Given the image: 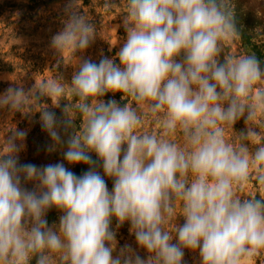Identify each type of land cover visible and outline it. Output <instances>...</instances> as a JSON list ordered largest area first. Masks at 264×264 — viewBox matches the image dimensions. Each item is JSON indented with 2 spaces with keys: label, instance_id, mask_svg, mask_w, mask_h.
Returning a JSON list of instances; mask_svg holds the SVG:
<instances>
[{
  "label": "clouds",
  "instance_id": "1",
  "mask_svg": "<svg viewBox=\"0 0 264 264\" xmlns=\"http://www.w3.org/2000/svg\"><path fill=\"white\" fill-rule=\"evenodd\" d=\"M123 7L119 63L77 56L96 28L69 5L51 47L57 69H76L70 82L53 72L27 91L10 86L0 95V109L40 112L48 152L66 143L64 160L89 165L78 177L63 163L19 164L27 133L3 132L0 264H183L185 250L198 252L200 264H264V68L254 52L230 51L242 41L234 0H125ZM108 93L127 102H105ZM45 99L57 108L64 102L63 119ZM89 153L113 180L111 191ZM249 184L256 191L245 196ZM52 208L62 215L50 227ZM113 219L117 229L130 225L146 259L130 246L113 256Z\"/></svg>",
  "mask_w": 264,
  "mask_h": 264
},
{
  "label": "rangeland",
  "instance_id": "2",
  "mask_svg": "<svg viewBox=\"0 0 264 264\" xmlns=\"http://www.w3.org/2000/svg\"><path fill=\"white\" fill-rule=\"evenodd\" d=\"M105 2L112 5L105 7ZM125 0H0V95L11 87H23L26 91L35 84V79L41 81L51 78L54 73L61 74L66 81L71 80L73 66L55 65L60 59L51 47L52 37L62 30L64 21L68 17L69 5L74 10L89 18L96 28V36L92 44L82 53H77L81 60H90L99 63L103 57L114 59L119 63L117 52L126 40L124 28L123 7ZM236 9V23L241 32L242 41L232 44L230 51L237 53L250 50L254 52L264 68V58L260 59L256 48L264 51V0H234ZM264 54V52H261ZM65 63H75L69 52L64 53ZM264 57V56H262ZM105 102L115 100L120 106L127 101L121 99V94L108 93L103 98ZM48 105V111L55 113L57 119H63L64 102L60 107H53L49 99L42 101ZM79 121H77V124ZM10 127L27 133L24 147L18 153L19 164H35L43 167L48 164L63 163L66 168L80 177L89 170V165L69 164L64 160L63 152L67 145L56 151L48 152L47 147L52 143L50 137L43 130L40 121V112L24 115L8 109H0V136ZM245 129L243 119L236 122L234 131L237 133ZM11 133H6L10 135ZM61 136L66 141L67 136L61 130ZM96 162L95 169L105 179L108 190L113 188V180L104 175L101 163L95 153H89ZM22 187L36 190L35 182H24ZM255 187L249 184L243 195L255 194ZM180 211L179 205L177 212ZM62 213L52 208L46 213L45 219L51 227L59 223ZM177 223H184L183 217H178ZM112 228L116 232V249L113 256L119 254L125 246H130L141 258L146 259L147 253L141 249L134 235L129 231L130 225L125 223L116 228L113 219ZM175 242V241H174ZM35 264V260L32 261ZM183 264H200L198 252L185 250Z\"/></svg>",
  "mask_w": 264,
  "mask_h": 264
},
{
  "label": "trees",
  "instance_id": "3",
  "mask_svg": "<svg viewBox=\"0 0 264 264\" xmlns=\"http://www.w3.org/2000/svg\"><path fill=\"white\" fill-rule=\"evenodd\" d=\"M254 48L257 49L256 52L258 53V57H259L260 59L264 58V57H262V56H264V54L261 53V52H264V51L259 50L260 48H257V47H255V46H254Z\"/></svg>",
  "mask_w": 264,
  "mask_h": 264
}]
</instances>
